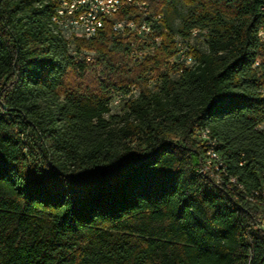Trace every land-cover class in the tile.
<instances>
[{"label": "trees", "instance_id": "obj_1", "mask_svg": "<svg viewBox=\"0 0 264 264\" xmlns=\"http://www.w3.org/2000/svg\"><path fill=\"white\" fill-rule=\"evenodd\" d=\"M146 1L134 63L111 22L68 40L52 0H0V264H264V0Z\"/></svg>", "mask_w": 264, "mask_h": 264}, {"label": "built area", "instance_id": "obj_2", "mask_svg": "<svg viewBox=\"0 0 264 264\" xmlns=\"http://www.w3.org/2000/svg\"><path fill=\"white\" fill-rule=\"evenodd\" d=\"M126 9H133L136 14L142 16V21L137 23L127 17L118 19L116 15ZM57 17L62 19L68 40L76 37L91 38L104 27L106 22H111L113 31L117 33L130 32L135 38L129 45L130 58L134 63L149 58L154 47L160 42V37L156 33L160 26L161 15L152 13L146 0H62V7ZM198 33V29H192L191 37L197 36ZM261 38L264 39V30L261 31ZM176 42L177 53L170 63L189 67L194 58L188 43L179 37H176ZM146 43L147 45L151 43V46H139ZM261 92L264 93V88ZM208 152H212V149ZM199 173H207L205 164L200 166ZM258 225L264 230V215H259Z\"/></svg>", "mask_w": 264, "mask_h": 264}, {"label": "bare ground", "instance_id": "obj_3", "mask_svg": "<svg viewBox=\"0 0 264 264\" xmlns=\"http://www.w3.org/2000/svg\"><path fill=\"white\" fill-rule=\"evenodd\" d=\"M53 4H54V9H53V13L51 15V25L53 27V30L55 33H58L59 35L63 36L66 38V34L64 33V25L62 23V19L60 17H57V15L60 13V8L62 7V0H52ZM260 36H261V32H260ZM67 39V38H66ZM194 60L191 62V65L192 66L194 64ZM201 132V131H200ZM209 131L208 130H204L202 133H201V136H203V138L205 139H208L209 140V135H208ZM208 144H210L211 146H214L215 142H211V141H208ZM209 148V147H208ZM212 149V152H208V155H209V159L207 160V162L205 163V168L208 170L211 169V160L213 158H217V155L214 151V149L211 147L208 151H211ZM218 160V159H217ZM219 161V160H218ZM215 162V161H214ZM220 165L222 163H219ZM218 164V166H219ZM216 168H218L216 166ZM224 171V170H223ZM216 175V174H215ZM219 177V175L217 174V178ZM218 181V180H217ZM232 181L235 182V179L233 178ZM255 191V190H254ZM254 195H257L259 197H261V200L262 202H264V188H261L259 190H256L254 192ZM249 199H253V197H250L249 196Z\"/></svg>", "mask_w": 264, "mask_h": 264}, {"label": "rangeland", "instance_id": "obj_4", "mask_svg": "<svg viewBox=\"0 0 264 264\" xmlns=\"http://www.w3.org/2000/svg\"><path fill=\"white\" fill-rule=\"evenodd\" d=\"M191 44L194 48H203L204 46V37L202 35H199L197 36L196 38H194L192 41H191ZM89 58H93L94 56V53L93 52H87ZM127 62H128V65L129 66H132V63L129 61V59H127ZM90 79H91V76H90ZM80 83H82V85H85L86 84V81L85 80H79ZM151 85H153V83L151 82L150 83ZM137 94V90H133L132 91V94L131 95H136ZM129 96H126V97H121V96H114L111 100V112L112 113H121L122 112V108H123V105L125 103V101L128 99Z\"/></svg>", "mask_w": 264, "mask_h": 264}]
</instances>
